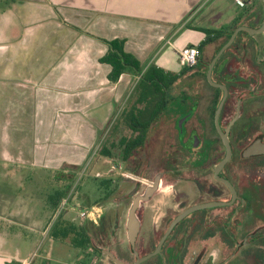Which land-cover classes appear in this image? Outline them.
<instances>
[{
	"label": "flooded vegetation",
	"instance_id": "1",
	"mask_svg": "<svg viewBox=\"0 0 264 264\" xmlns=\"http://www.w3.org/2000/svg\"><path fill=\"white\" fill-rule=\"evenodd\" d=\"M260 2L262 19L251 9L243 26H263ZM212 80L183 90V115L136 149L133 184L102 207L86 264H264V32L239 33Z\"/></svg>",
	"mask_w": 264,
	"mask_h": 264
},
{
	"label": "crops",
	"instance_id": "2",
	"mask_svg": "<svg viewBox=\"0 0 264 264\" xmlns=\"http://www.w3.org/2000/svg\"><path fill=\"white\" fill-rule=\"evenodd\" d=\"M244 1L246 7L236 0V5L229 0H0V86L11 90L1 93L8 98L3 117L0 113L2 158L18 155L19 162H7L30 160L34 166L56 169L65 163L83 165L89 159L90 137L98 135L116 106L122 112L121 104L133 97L140 80L133 72L116 83L108 79L111 67L100 62L108 52L106 42L125 40L126 52L139 59L144 71L151 66L162 70L182 48L199 47L204 30L234 22L243 26L251 9L259 15L260 0ZM190 32L198 34L188 38ZM224 40L225 35L209 44L210 61L192 69L200 83ZM184 69L180 64L173 72L178 76ZM31 105L40 122L34 145L28 144L25 126ZM58 118L69 122L70 132L61 135L67 141L53 129ZM12 120L17 125L10 131ZM11 216L0 210L1 222L11 223ZM10 238L0 232V264H25L22 247L12 249Z\"/></svg>",
	"mask_w": 264,
	"mask_h": 264
},
{
	"label": "rangeland",
	"instance_id": "3",
	"mask_svg": "<svg viewBox=\"0 0 264 264\" xmlns=\"http://www.w3.org/2000/svg\"><path fill=\"white\" fill-rule=\"evenodd\" d=\"M229 2L236 5L235 0H229ZM259 16L261 20L263 17L262 9L259 10ZM196 34L198 33L190 32L186 36L189 38L196 36ZM212 53L213 50L210 47L208 49L207 45L204 48L205 55H202V59L210 61ZM168 67L162 69L167 74V77L175 75L173 69L180 68L179 57H175ZM177 75L179 76L177 81L167 91V104L161 110L156 123L148 130L143 145H147L152 135L160 133L168 125L179 120L184 112L181 102L184 99L182 91L194 92L196 89H194L195 83L199 81L197 72L191 69L181 76L180 74ZM199 86L205 89L208 88L206 81L200 83ZM10 91L0 86V113L2 114L0 115L2 117L5 111L3 105L8 98L7 96H2L1 93L9 94ZM142 93L143 88H138L132 98L130 97L127 102L121 104L120 108L122 112L117 113L118 108L116 106L114 115L105 124H101L98 135L90 137L91 149L89 159H86L87 161L83 165L78 163L81 167L78 165L70 166L67 163L59 169L46 168L44 166L38 167L32 165L30 160L21 161V163L24 162L22 164H14L7 162V160L19 162L18 155L4 160L2 158L3 155H1L2 149H0V210L6 209L9 211V214L13 215L11 216V223L0 221V232H8L10 234L11 240L9 243L12 249L15 246L22 247L21 257L23 259L31 258V264H86V257L91 252L90 248L83 250V253L80 254V250L75 249L72 245L73 235L69 234L63 240H55L50 237L49 233L45 232L55 213L48 205L47 200L50 195L59 190L65 191L68 193L67 196L71 197L70 204L62 212L61 218L58 220L63 225L76 224L80 226L86 222L84 226L86 224L90 226L91 223H88L89 221H81L79 218L80 211L76 208V205H80V207L85 209L95 207L99 214L102 212L104 204H108L112 211L118 208L117 202H119L120 194L117 192V189L108 200L105 201L103 198L100 200V191H102L100 182L112 180L113 186L116 187L118 183L119 185L122 184L121 188L124 192L129 191L133 184L129 175L134 158L136 159V150L134 151L135 153H131V156L127 160H123L121 140L124 138L130 140L137 134L131 131L124 123L123 115L134 106L136 99ZM29 112L32 116H26L27 121L25 122V126L26 132L30 134L28 144L34 145L35 129L39 126L40 122L34 117V105L29 107ZM53 123V129L60 132V136L63 134L62 131L65 133L70 132L68 121L58 118L57 120L54 119ZM84 123L90 126L93 122L87 121ZM16 125L17 122L12 120L9 127L10 131ZM0 138L2 141V134H0ZM60 138L62 141H67V137L61 136ZM104 148H107L110 156L103 154ZM115 165H122V169L111 172L110 169ZM98 201L99 203H97ZM15 235H19L20 239H18L19 237L16 238ZM118 238L125 240L124 236L120 233L118 234Z\"/></svg>",
	"mask_w": 264,
	"mask_h": 264
},
{
	"label": "trees",
	"instance_id": "4",
	"mask_svg": "<svg viewBox=\"0 0 264 264\" xmlns=\"http://www.w3.org/2000/svg\"><path fill=\"white\" fill-rule=\"evenodd\" d=\"M239 26V23L234 22L227 28H221L220 30H204L203 32L206 35V38L201 43L199 48L203 52L207 45L215 42L225 35L224 42L217 49V51H219L223 45L228 42L233 32ZM106 43L108 45V52L100 59V62L111 67L108 79L111 82L116 83L125 73L133 72L140 76L137 89H141V87L143 88V93L140 97H138V99H136L134 106L123 115L124 123L131 131L137 134L130 140L126 138L121 140V146L123 147V160H127L131 156L132 152L143 145L148 130L154 125L157 117L161 113V110H163L164 106L167 104L168 86L175 84L179 76L173 75L171 77H167V74L155 66H151L144 71L139 59L126 52L125 40L117 39ZM186 71H190V69H184L180 76L185 74ZM204 78L207 81V69L204 74ZM103 154L110 156V152L107 148H104ZM100 187L102 190L100 191V200L103 198L105 201L108 200L117 189L116 186H113L112 180L101 181ZM67 194L68 193L65 191L59 190L48 197V205L53 211H55L53 217L55 216L62 200L67 197ZM99 201L97 203H99ZM60 218L61 215H59L58 219L53 224H51V222L47 226L48 233L51 238H54L55 240H63L64 238H67L69 234L73 235L72 245L75 249L80 250V254L83 253V250L92 246L93 236L91 230L92 227H94L92 223L90 224V228L87 225H63L58 221Z\"/></svg>",
	"mask_w": 264,
	"mask_h": 264
},
{
	"label": "built area",
	"instance_id": "5",
	"mask_svg": "<svg viewBox=\"0 0 264 264\" xmlns=\"http://www.w3.org/2000/svg\"><path fill=\"white\" fill-rule=\"evenodd\" d=\"M236 3L240 7H246L248 4L244 0H236ZM178 57L180 64L184 68L193 69L197 67L201 57H202V51L199 47L192 46V47H185L179 50ZM117 169H122V165H115L113 166L110 171H115ZM70 196H67L65 199L62 200L56 214L55 218H57L59 215L62 214V212L67 208V206L70 204ZM76 208L80 211L79 212V218L82 222L89 221V222H96V220L99 217L98 210L93 207L91 209H85L80 207V205H76ZM25 264H31V258H28V260L25 262Z\"/></svg>",
	"mask_w": 264,
	"mask_h": 264
},
{
	"label": "water",
	"instance_id": "6",
	"mask_svg": "<svg viewBox=\"0 0 264 264\" xmlns=\"http://www.w3.org/2000/svg\"><path fill=\"white\" fill-rule=\"evenodd\" d=\"M263 1V4H264V0ZM248 32L250 34H259V33H262L264 32V24L261 28L259 29H251L249 27H246V26H241V27H238L232 34L230 40L220 49V51L218 52V54L213 58L210 66H209V69H208V72H207V80L209 81V83H211L212 85H216L214 83V81L212 80V73H213V70H214V67L218 61V59L224 54V52L234 43L235 39L237 38L238 34L241 33V32ZM225 99L226 97L223 99L218 111H217V118L220 114V111L222 109V106L225 102ZM185 119H183L182 121L179 122V127L182 128V123ZM139 203V201H135L131 211H130V215H129V231H128V236H129V239L131 242L134 241L135 237H136V217H135V210H136V207H137V204ZM183 217H185V215H183Z\"/></svg>",
	"mask_w": 264,
	"mask_h": 264
}]
</instances>
